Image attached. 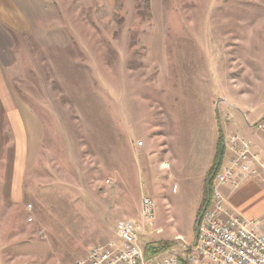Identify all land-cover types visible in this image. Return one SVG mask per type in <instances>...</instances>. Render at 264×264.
<instances>
[{
    "label": "rangeland",
    "instance_id": "obj_1",
    "mask_svg": "<svg viewBox=\"0 0 264 264\" xmlns=\"http://www.w3.org/2000/svg\"><path fill=\"white\" fill-rule=\"evenodd\" d=\"M19 6L23 32L0 92V264H74L119 244L115 225L140 224L142 196L154 227L141 248L167 242L148 258L182 256L199 207L183 168L193 137L213 151L216 118L223 141L239 131L233 119L264 122V0ZM219 192L243 213L264 209L260 177Z\"/></svg>",
    "mask_w": 264,
    "mask_h": 264
},
{
    "label": "built area",
    "instance_id": "obj_2",
    "mask_svg": "<svg viewBox=\"0 0 264 264\" xmlns=\"http://www.w3.org/2000/svg\"><path fill=\"white\" fill-rule=\"evenodd\" d=\"M251 130L264 131V122L253 124ZM223 148L228 159L214 175L210 204L196 222L191 249L182 256L171 250L162 257H145L139 240L145 225L154 227V205L148 196H142L140 224L134 220L117 222L114 232L119 244L96 245L74 264H264V213L246 220L231 210L219 192L220 187L235 189L247 178L260 177L264 182V159L247 138L236 132L226 136Z\"/></svg>",
    "mask_w": 264,
    "mask_h": 264
},
{
    "label": "crops",
    "instance_id": "obj_3",
    "mask_svg": "<svg viewBox=\"0 0 264 264\" xmlns=\"http://www.w3.org/2000/svg\"><path fill=\"white\" fill-rule=\"evenodd\" d=\"M19 3L20 0H0V92L4 96L6 95L5 92H9L6 84L7 81L6 75L8 73V67L9 65L15 63L16 61L15 52H14V49L16 47L15 39L23 32V29L19 25L20 24L19 17L21 14ZM216 121L218 128V124L220 126V122L217 120V118ZM232 125L236 126L239 130L235 132L247 138L251 142L252 147L261 152L262 158L264 159V136L260 135L261 136L260 139L254 138L253 137L254 134L251 130V125L248 123L246 119H245V123L233 119ZM202 139L203 138L200 137L199 135L197 136V138L193 137L191 148L189 150V155H188L189 159L186 161L187 162L186 166H183L184 164L182 165L183 168L185 167L188 169L187 171L190 175L191 181L193 182V184L191 185L193 186V190H194L193 195L195 202H197V207L201 203L202 189H203L205 176L211 166L216 151V145H215V150L212 151L211 145L207 142L201 141ZM227 159H228V154L224 150V157L221 165L225 164L227 162ZM159 167L160 169L168 172L171 169V166L165 159H163L159 163ZM250 179L253 178H247L243 182L249 181ZM231 193L232 192L226 194V200H228ZM228 205L235 214L244 217L246 220L257 219L264 213V209H263V211H261L257 215H250L243 213L242 211L238 210L235 206L232 208V206L229 203Z\"/></svg>",
    "mask_w": 264,
    "mask_h": 264
},
{
    "label": "trees",
    "instance_id": "obj_4",
    "mask_svg": "<svg viewBox=\"0 0 264 264\" xmlns=\"http://www.w3.org/2000/svg\"><path fill=\"white\" fill-rule=\"evenodd\" d=\"M222 143H223V134H222V131H221L220 126L218 124V140H217V144H216V151H215V155L213 157V161L211 163V166H210V168L207 171L206 176H205L203 189H202V200H201V203H200V205L198 207V211H197V220L200 217L203 210L208 208V206L210 204V197H211V192H212V181H213L215 173L220 168L222 161H223V157H224V149H223ZM168 245L169 244L167 242H158L156 244V247L145 246V248L143 250L144 255H145V257H149L150 254H155L159 250L166 248Z\"/></svg>",
    "mask_w": 264,
    "mask_h": 264
}]
</instances>
